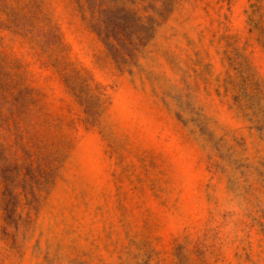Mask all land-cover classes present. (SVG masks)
<instances>
[{
	"label": "rangeland",
	"instance_id": "rangeland-1",
	"mask_svg": "<svg viewBox=\"0 0 264 264\" xmlns=\"http://www.w3.org/2000/svg\"><path fill=\"white\" fill-rule=\"evenodd\" d=\"M0 264H264V0H0Z\"/></svg>",
	"mask_w": 264,
	"mask_h": 264
}]
</instances>
